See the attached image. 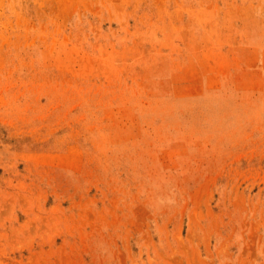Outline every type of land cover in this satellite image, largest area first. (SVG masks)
Segmentation results:
<instances>
[{"label":"rangeland","instance_id":"374dc122","mask_svg":"<svg viewBox=\"0 0 264 264\" xmlns=\"http://www.w3.org/2000/svg\"><path fill=\"white\" fill-rule=\"evenodd\" d=\"M0 264H264V0H0Z\"/></svg>","mask_w":264,"mask_h":264}]
</instances>
